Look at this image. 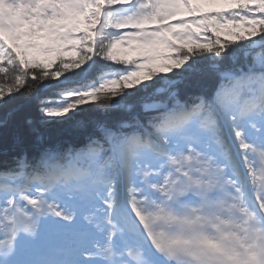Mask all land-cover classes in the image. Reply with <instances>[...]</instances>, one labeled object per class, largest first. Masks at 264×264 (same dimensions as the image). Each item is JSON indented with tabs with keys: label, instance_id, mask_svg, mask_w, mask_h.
I'll use <instances>...</instances> for the list:
<instances>
[{
	"label": "rangeland",
	"instance_id": "rangeland-1",
	"mask_svg": "<svg viewBox=\"0 0 264 264\" xmlns=\"http://www.w3.org/2000/svg\"><path fill=\"white\" fill-rule=\"evenodd\" d=\"M101 1L0 0V39L23 61L37 58L51 65L59 53L73 57L80 51L79 44L99 29L95 13ZM190 1L137 0L135 13L120 17L119 22L135 28L126 32L120 52L128 58L152 55L155 69L162 71L176 46L210 42L208 31L225 39L238 35L252 38L254 27L264 23V0H199L197 8L204 10L206 17L194 15L198 9ZM235 4L242 8L232 9ZM110 75H102L85 90L97 88L98 81L112 86ZM239 79L228 85L225 97L215 106L221 119H206L196 126L194 118L186 117L190 126H185L183 134L176 130L158 139V156L145 148L139 151L125 202L146 232L126 218L122 220L119 212L111 231L125 246L110 255L106 244L110 239L109 212L114 207L112 186L92 193L87 185L76 192L64 179L60 187L50 185L54 194L31 185L32 192L26 197L2 189L0 264H14L10 257L17 253V264H108L111 256L114 264H264L260 209L251 210L252 218L246 214L244 205L254 204L244 186L246 181L235 171L233 154L215 142V128L223 124L236 142L232 144L240 154L236 157L241 164H248L264 203V145L254 142L264 139V101L260 114L249 119L243 116L241 112L247 109L238 103ZM156 107L151 104L147 109ZM120 148L114 145L119 166L124 161ZM74 170L78 171L77 167ZM9 183L17 182H0V189ZM90 195L95 197L93 201ZM243 196L250 198L244 201ZM251 243L257 246L251 247Z\"/></svg>",
	"mask_w": 264,
	"mask_h": 264
},
{
	"label": "trees",
	"instance_id": "trees-1",
	"mask_svg": "<svg viewBox=\"0 0 264 264\" xmlns=\"http://www.w3.org/2000/svg\"><path fill=\"white\" fill-rule=\"evenodd\" d=\"M127 1L105 0L106 7L95 13L100 25L95 35L79 44L75 56L59 53L51 65L37 58L23 61L0 39V176L38 177L47 187L50 164L65 166L74 158L86 175L115 180L117 193L115 141L137 133L146 137L153 122H161L157 111L202 102L204 113L214 116V103L237 78L242 98L264 84V23L254 27L252 38L225 39L208 31L210 42L176 46L163 61L167 68L157 71L152 55L128 58L120 52L127 39L118 12ZM106 74L114 79L112 86L98 81L97 88L85 90ZM151 104L156 110L147 109Z\"/></svg>",
	"mask_w": 264,
	"mask_h": 264
}]
</instances>
